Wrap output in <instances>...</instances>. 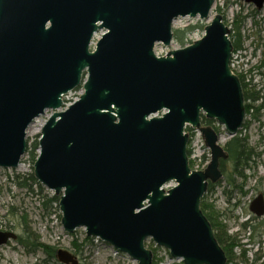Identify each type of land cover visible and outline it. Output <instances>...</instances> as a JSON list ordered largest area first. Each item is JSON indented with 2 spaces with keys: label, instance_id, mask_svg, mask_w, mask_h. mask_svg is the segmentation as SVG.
Masks as SVG:
<instances>
[{
  "label": "water",
  "instance_id": "water-1",
  "mask_svg": "<svg viewBox=\"0 0 264 264\" xmlns=\"http://www.w3.org/2000/svg\"><path fill=\"white\" fill-rule=\"evenodd\" d=\"M214 2L0 0V168L20 164L28 126L52 110L32 170L58 197L66 233L82 227L136 264H153L147 238L182 264L227 263L200 202L222 178L228 153L200 118L234 136L245 107L229 65V28L220 13L211 17ZM180 17L210 21L199 39L157 56L155 44L171 43ZM78 86V98L58 110ZM186 126L210 152L203 169L191 170ZM249 204L264 215L262 195ZM16 239L0 231V245ZM55 255L78 263L67 250Z\"/></svg>",
  "mask_w": 264,
  "mask_h": 264
},
{
  "label": "rangeland",
  "instance_id": "rangeland-1",
  "mask_svg": "<svg viewBox=\"0 0 264 264\" xmlns=\"http://www.w3.org/2000/svg\"><path fill=\"white\" fill-rule=\"evenodd\" d=\"M211 10L212 15L217 12L222 15V20L229 29H234V26L239 27L244 42L243 50L237 51L232 56V65L235 70L247 69L255 65L263 54L264 49V4L260 9H257L251 2L245 0H214ZM219 7L220 10H216ZM209 20H199L197 17L188 18L180 17L173 21L172 30L181 32L189 25H198L192 32L188 33L184 44L175 40L174 36L168 46L162 43L155 44L154 52L157 56L164 55L171 49L182 48L185 44L199 39L202 36L204 26L208 24ZM101 32L95 34V38L99 37ZM255 50V55L253 51ZM264 73V69L262 70ZM259 79V76L255 80ZM82 93V87L78 86L74 90L68 92L63 99V103L68 105L75 101ZM65 106H63L65 108ZM58 109V110H63ZM52 110H45L44 114L39 115L28 126L26 139L27 147H29L38 136L45 121L50 117ZM261 122H264V114L261 116ZM215 124V123H214ZM216 125V124H215ZM217 126V125H216ZM219 126V125H218ZM221 136L225 137V144L229 137L226 131L219 126ZM243 134L248 135L250 139V146L258 153L257 164H252L250 168L246 169L247 175L244 181L243 190L245 194L232 193L233 198L227 200V195L224 190L231 192L232 185L225 182L226 176H223L213 190L208 193L207 202L216 209L223 222L228 226V233L232 234L240 229V223L248 219L255 225V232L247 229L246 232L240 231V243H247L243 246L246 249V257L251 261L254 254L258 252L260 259L256 264L264 263V229L257 218L251 220L253 214L249 211V202L257 195L258 192L264 194V124L252 121L247 129L243 130ZM191 152V158L194 159V169H203L209 159V153L204 145V141L199 133H193L188 144ZM203 156L208 159L203 161ZM20 164L15 168H0V231H13L17 236L24 234L26 226L39 236L40 241L47 245H53L55 252L60 249L67 250L77 257V264H136L128 255L115 251L114 248L107 242H102L98 238H91L90 243H83V238L86 237L84 228L80 227L66 233L63 230L61 219V212L49 204L44 205L45 196L53 195V191L47 190L44 186L37 188L35 185L21 186L19 180L25 178L28 173L32 172L33 160L30 159V154L25 151L21 157ZM226 168H229L228 164ZM226 174V172H225ZM25 180V179H24ZM237 182H241L237 179ZM173 181L166 183L165 188L172 187ZM258 190V191H257ZM205 195V194H204ZM58 207V206H57ZM256 217V216H254ZM259 231H262L259 234ZM244 233L246 240L242 238ZM250 235V236H248ZM255 236L254 240L249 238ZM73 242L79 243L77 252H74L72 247ZM247 241V242H246ZM146 248L156 251V261L158 264H171L172 262L180 263L169 257L168 250L156 244L150 238L145 242ZM240 253V248H235L233 254L236 256ZM46 256L42 251L27 252L24 246L17 243V240H8L4 245H0V264H43ZM253 261V260H252ZM251 263V262H249ZM48 264H62L57 258L55 261H49ZM64 264V263H63Z\"/></svg>",
  "mask_w": 264,
  "mask_h": 264
},
{
  "label": "trees",
  "instance_id": "trees-1",
  "mask_svg": "<svg viewBox=\"0 0 264 264\" xmlns=\"http://www.w3.org/2000/svg\"><path fill=\"white\" fill-rule=\"evenodd\" d=\"M216 10L219 11L220 8L217 7ZM197 26L191 24L181 30V32L178 30H174L173 35L175 40L180 41V43L184 44V40L186 39L188 33L192 32V30ZM239 30V27L236 26H234V29H229V38L232 43L233 55L237 51L243 50L244 47L242 35ZM262 52L263 54L261 55L260 59L255 65H252V67L241 69L239 71H235L233 69V72L239 76L240 83L243 88L245 120L239 132L236 135L231 136L224 144V149L228 153L227 159L220 160V170L221 172H223L224 176H226L225 182L228 183V185H232L233 187L231 192L224 190V193L227 195L228 201L234 197L232 193H236V195L245 194L246 191L243 190V185L245 183L244 181L247 178L245 170L251 167L253 161L252 158L255 150H253L252 146H250V139L248 138V135L243 134V130L247 129L252 121L259 122V125L264 124V122L260 121V116L264 114V73L262 71L264 69V49L262 50ZM253 53L255 55V50L253 51ZM258 76L259 79L255 80V78H257ZM200 120L204 125H212L214 130L220 132L219 126H216L214 124V121L205 119L203 115H201ZM185 131H187L190 136H192L194 133V131L189 126L185 128ZM37 146V140H35V142H33L29 147L26 146V149L30 154V159H32L33 162L35 161L37 155ZM186 153H188V156L191 153L188 148L186 150ZM202 158L203 161H206L205 159H208L205 156H203ZM189 163L191 168H194L195 163L191 159H189ZM227 164L229 168H226ZM237 179L241 182H237ZM19 181V185L21 186L35 185L39 189L42 188L41 184L35 180L33 171L28 173L25 178ZM208 184V192L201 198L200 206L204 215L207 216L211 226L213 227L214 235L217 238L220 247L225 251L227 258L226 264H250L248 258L246 257L247 250L243 248L246 243H240L241 238L238 235L241 230H243L242 232H246L247 229H251L252 232H255V225H253L251 221L246 220L239 224V230H236L232 234L228 233L229 228L223 222V218L221 219L219 212L207 202V194L210 193L214 187V184L210 182ZM54 203L56 204L55 207L58 208V197H56L55 195H49V197L47 195L45 196V201L43 203L44 205L49 204L50 206H53ZM241 236L242 238H244V233H242ZM253 237L255 238V236L253 235L249 238L253 239ZM90 239V237H84L83 243H90ZM17 243L24 246L27 252L42 251L46 256V258L42 260L43 264H48L49 261H55V258H57L55 255V247L53 245L50 246L41 242L39 236L36 235L30 227L28 228L26 226L25 233L18 235ZM72 243L74 252H77L79 243L73 241ZM235 248H240V253L236 256L233 254ZM152 251L154 252L152 262L153 264H158L159 260L156 261L155 258L156 251H154V249ZM253 257V261L251 262L252 264H256V262L261 258L258 252H256ZM171 264H182V262H172Z\"/></svg>",
  "mask_w": 264,
  "mask_h": 264
},
{
  "label": "flooded vegetation",
  "instance_id": "flooded-vegetation-1",
  "mask_svg": "<svg viewBox=\"0 0 264 264\" xmlns=\"http://www.w3.org/2000/svg\"><path fill=\"white\" fill-rule=\"evenodd\" d=\"M254 150V149H253ZM257 158H258V153L256 152V151H254V155H253V158H252V164H254V165H258L257 164V161H259V160H257ZM220 162V161H219ZM223 176H224V174H223ZM222 176V177H223ZM216 186V184H214V187ZM213 187V188H214ZM258 191V190H257ZM207 192H208V190H207ZM258 195H262V197H263V203H264V194L262 193V192H258L257 193V195L256 196H258ZM255 196V197H256ZM254 197V198H255ZM253 200V199H252ZM251 200V201H252ZM250 205V204H249ZM254 216H256L255 214H253V217L251 218V220H254V219H256L257 218V220L260 222V224H261V228L262 229H264V215H262V216H256V217H254ZM246 220H248V219H246ZM246 220H244V221H246ZM211 225V224H210ZM212 227V226H211ZM213 228V227H212ZM214 231V230H213ZM261 232L262 231H259V234H261ZM18 237V236H17ZM245 240H246V238H244ZM17 240V239H16ZM253 240H254V237H253ZM247 242V241H246ZM247 244V243H246ZM245 244V245H246ZM253 260V259H252ZM252 260L251 261H249V262H252ZM250 264H252V263H250Z\"/></svg>",
  "mask_w": 264,
  "mask_h": 264
},
{
  "label": "bare ground",
  "instance_id": "bare-ground-1",
  "mask_svg": "<svg viewBox=\"0 0 264 264\" xmlns=\"http://www.w3.org/2000/svg\"><path fill=\"white\" fill-rule=\"evenodd\" d=\"M232 64H233V63L231 62V68L235 70L234 65H232ZM235 71H236V70H235ZM237 71H239V70H237ZM230 137H231V136H229V138H230ZM219 140H220V141H225V137L221 136V134H220ZM187 154H188V153H187ZM188 157H189V159H191V160L194 162V159L191 158V153H190V155H189ZM188 162H189V161H188Z\"/></svg>",
  "mask_w": 264,
  "mask_h": 264
}]
</instances>
